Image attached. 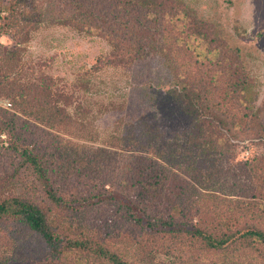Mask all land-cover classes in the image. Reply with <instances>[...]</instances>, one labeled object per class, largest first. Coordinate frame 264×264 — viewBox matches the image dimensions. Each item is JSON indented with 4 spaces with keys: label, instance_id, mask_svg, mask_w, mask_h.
Returning a JSON list of instances; mask_svg holds the SVG:
<instances>
[{
    "label": "rangeland",
    "instance_id": "rangeland-1",
    "mask_svg": "<svg viewBox=\"0 0 264 264\" xmlns=\"http://www.w3.org/2000/svg\"><path fill=\"white\" fill-rule=\"evenodd\" d=\"M156 3L163 7L162 14L168 15L147 21L146 11L140 10L143 28L140 27L137 34L144 38H141V44L151 38L154 53L130 69L109 67L96 74L93 77L98 85L96 93L86 92L80 84L85 82L78 78L110 49L104 37L85 35L60 25L42 28L34 35L28 51L35 62H41L43 75L54 78L50 83L55 92L53 101L62 110L56 116V127L29 118L32 126L29 125L28 130L27 125L23 127L28 138L24 143L44 136L36 148L44 150L49 162L54 161L56 169L58 162L65 172L66 176L54 171L50 176L57 194L67 206H56L49 198L33 168L12 148L15 138L10 137L2 125L0 201L15 196L30 199L46 210L52 226L62 236L81 237L84 232H89L101 240L105 238L108 247L128 258L142 253L138 244L142 239L159 263L213 264L221 256L230 258L242 252L254 262L260 254L264 256V247L250 242L249 248L240 244L239 248L233 245L225 251L213 250L191 236L187 230L195 225L215 226L217 220L211 212H204L203 204L195 203L194 197L187 198L179 193L185 179H190L175 166L171 169L175 173H168L151 210L162 215L164 220L175 216L177 224L168 225L154 218L155 227H150L146 219L142 225L133 223L124 200L137 197L131 194L133 186L125 179L128 147L122 137L132 130L131 121L142 123L147 117L145 120L162 133V144L179 149L189 145L183 132L193 126L192 116L185 115L167 93L172 81L183 75L202 89L213 107L220 108L214 109L217 113L226 109L224 116L229 125L235 123L238 126L237 138L230 140L227 147L219 148L226 151L231 173L235 166L238 167V159L247 160L264 152V143L253 139L255 128L264 122V0H156ZM106 10V17L112 23L110 19L115 17V12L109 5ZM171 15H174V23L169 21ZM0 41L13 44L2 31ZM215 46L221 48L216 51L220 55L209 54L216 60H220L221 55L226 56V51L231 49L236 52L231 58L233 67L237 63L244 66L242 75H246L251 85L254 106L245 109L248 112L245 119L238 118V112L242 113L243 109L238 105L235 85L219 77L221 65L202 63L207 50ZM0 105L14 111L11 99L0 100ZM55 145H58L56 153ZM92 147L102 149L94 152ZM85 150L91 151L88 158ZM175 190L179 195L174 194ZM112 195L119 198H111ZM224 196L227 197L220 194V199ZM219 200L210 202L219 203ZM247 225L248 222H243L238 227L243 229ZM234 226L233 230H236L237 223ZM116 229H121L120 238L112 234ZM47 252L42 238L25 226L21 218L13 215L0 218V264H39L40 260H46ZM79 255L69 252L59 259L53 258V262L80 264Z\"/></svg>",
    "mask_w": 264,
    "mask_h": 264
},
{
    "label": "trees",
    "instance_id": "trees-1",
    "mask_svg": "<svg viewBox=\"0 0 264 264\" xmlns=\"http://www.w3.org/2000/svg\"><path fill=\"white\" fill-rule=\"evenodd\" d=\"M106 5L111 6L115 12V17L110 19L112 23L106 17ZM142 9L146 11L147 21L168 15L162 14L164 9L156 0H0V31L6 32L13 40L10 45L0 41V100L11 99L14 108L10 112L0 105V126L7 129L10 137L15 138L12 148L30 164L56 206L64 208L67 202L57 194L50 174L54 171L66 176L65 172L58 166V162L57 169L53 166L54 161L49 162L44 150L36 148L44 136L35 140L31 138V142L26 144L24 142L28 140V126H32L29 118L37 119L49 127H56L55 119L62 107L59 106V109L53 101L52 95L55 92L50 83H53L54 78L43 75L42 64L32 58L28 44L40 29L54 25L69 26L85 35L104 37L110 49L78 78L85 82L80 84L86 92L96 93L94 91L98 85L93 79L96 74L109 67L113 70L130 69L154 53L151 38L149 42L141 44L140 41L144 38L137 36L140 27L143 28L139 15ZM174 15L170 16L171 23H174ZM120 25L125 26L120 29ZM219 50L221 48L215 46L206 52L205 47L206 54L202 63L221 65L219 77L228 81V84L235 85L237 102L240 109H243L242 113L238 112V118L245 119L248 116L247 110L253 106V98L251 85L246 75H242L244 66L237 63L233 67L231 58H234L232 55L235 56L236 52L231 49L226 51V56L221 55L220 60L209 54L212 52L216 56L220 55L216 53ZM167 93L179 104L185 115L192 116L193 126L183 132L189 145L179 149L162 144V133L145 120L147 117L142 123L136 122L140 125L130 122L132 130L122 137L128 147L124 172L126 182L133 186L131 194H136L137 198L122 200L130 211L129 216L134 219L133 223L142 225L146 219L150 227H155L152 221L154 218L161 219L168 225L177 224L175 216L164 220L162 215L151 210L159 198L168 173H175L171 170L175 166L190 179L188 181L183 178L185 185L179 193L187 198L194 197L195 203L201 202L204 212H211L217 220L215 226L206 224L203 227L199 224L189 230L183 227V230L186 229L207 249L225 251L233 245L237 248L241 245L249 248L250 242L264 247V152L247 160L238 159V167L235 166L234 173H231L228 170L227 162L230 160L226 157V151L219 148L227 147L230 140L237 138L238 126L227 123L224 116L226 109H222L221 114L217 113L214 109L218 107L211 105V100L206 98L202 89L183 75L172 81ZM43 110L46 112H42ZM2 112L5 113L3 117ZM25 125L27 130L23 129ZM255 129L253 139L264 143V122L259 123V127ZM54 147L56 153L58 145ZM98 149L102 148L92 147L94 152ZM89 152L91 151L85 150L86 158ZM174 194L179 195L177 190ZM220 194L227 197L220 199ZM111 198L118 199L119 196L112 195ZM210 200H219V203ZM6 215L21 218L25 226L45 242L48 250L46 260H40L39 264H56L53 258L59 259L69 252L80 254V264H164L157 262L155 255L151 256L153 250L145 247L146 243L142 239L138 241L142 253L135 258H128L108 247L105 238L101 240L92 233L84 232L81 237L62 236L52 226L46 210L24 197H8L0 201V218ZM243 222H248L246 229L238 227ZM236 223L237 229L233 230ZM112 234L120 238L121 229L114 230ZM213 264H264V256L260 254L252 262L249 255L242 252L231 255L230 258L221 256Z\"/></svg>",
    "mask_w": 264,
    "mask_h": 264
}]
</instances>
